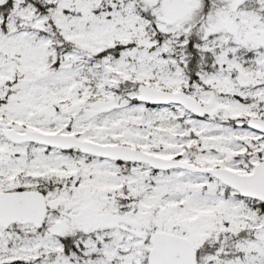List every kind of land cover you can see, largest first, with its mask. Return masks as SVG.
Segmentation results:
<instances>
[{
  "label": "snow or ice",
  "instance_id": "obj_1",
  "mask_svg": "<svg viewBox=\"0 0 264 264\" xmlns=\"http://www.w3.org/2000/svg\"><path fill=\"white\" fill-rule=\"evenodd\" d=\"M0 264H264V0H0Z\"/></svg>",
  "mask_w": 264,
  "mask_h": 264
}]
</instances>
